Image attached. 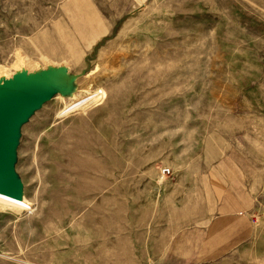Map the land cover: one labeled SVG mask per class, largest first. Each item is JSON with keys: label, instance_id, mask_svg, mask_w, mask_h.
I'll return each mask as SVG.
<instances>
[{"label": "rangeland", "instance_id": "obj_1", "mask_svg": "<svg viewBox=\"0 0 264 264\" xmlns=\"http://www.w3.org/2000/svg\"><path fill=\"white\" fill-rule=\"evenodd\" d=\"M28 82L0 264H163L243 180L252 238L195 264H264V0H0V100Z\"/></svg>", "mask_w": 264, "mask_h": 264}, {"label": "crops", "instance_id": "obj_2", "mask_svg": "<svg viewBox=\"0 0 264 264\" xmlns=\"http://www.w3.org/2000/svg\"><path fill=\"white\" fill-rule=\"evenodd\" d=\"M248 185L249 182L243 180L236 185L237 192L224 190L213 217L203 225L181 230L163 258L167 261L163 264H177L171 260L181 264L215 260L250 240L255 224L247 214L255 210V191L249 192Z\"/></svg>", "mask_w": 264, "mask_h": 264}, {"label": "water", "instance_id": "obj_3", "mask_svg": "<svg viewBox=\"0 0 264 264\" xmlns=\"http://www.w3.org/2000/svg\"><path fill=\"white\" fill-rule=\"evenodd\" d=\"M56 83L59 82L39 86L37 82H28L26 86L28 92L26 91L21 95L15 91L0 102V188L3 187V184L12 185L13 183V173L9 171L10 169L12 172L14 171L13 161L10 168L8 160L12 149L14 150L16 132L23 112L28 111L33 106L34 93L43 92V95H48L56 88ZM12 186L15 188L14 183Z\"/></svg>", "mask_w": 264, "mask_h": 264}, {"label": "bare ground", "instance_id": "obj_4", "mask_svg": "<svg viewBox=\"0 0 264 264\" xmlns=\"http://www.w3.org/2000/svg\"><path fill=\"white\" fill-rule=\"evenodd\" d=\"M15 91H18V92H16V93H18V94H23L24 92H28V89H27V87H25V88H23V89H18V90H14L11 94H13V93H15ZM10 94V95H11ZM2 100H0V102H1ZM11 158H12V151H11V153H10V158H9V160H8V165L10 166V162H11ZM11 168V167H10ZM11 173H12V171H11V169L9 170ZM0 192L1 193H4V194H7V195H13L14 194V189H13V186L11 185V184H3V187L2 188H0Z\"/></svg>", "mask_w": 264, "mask_h": 264}, {"label": "built area", "instance_id": "obj_5", "mask_svg": "<svg viewBox=\"0 0 264 264\" xmlns=\"http://www.w3.org/2000/svg\"><path fill=\"white\" fill-rule=\"evenodd\" d=\"M170 173H171V170L170 169H164L163 170V174L164 175H167V174L169 175Z\"/></svg>", "mask_w": 264, "mask_h": 264}]
</instances>
